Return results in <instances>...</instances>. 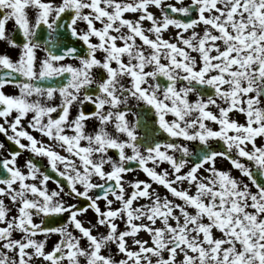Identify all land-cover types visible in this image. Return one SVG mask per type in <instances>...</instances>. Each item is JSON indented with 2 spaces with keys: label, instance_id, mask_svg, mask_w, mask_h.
<instances>
[{
  "label": "snow or ice",
  "instance_id": "6c2138e0",
  "mask_svg": "<svg viewBox=\"0 0 264 264\" xmlns=\"http://www.w3.org/2000/svg\"><path fill=\"white\" fill-rule=\"evenodd\" d=\"M0 43V264H264V0H0Z\"/></svg>",
  "mask_w": 264,
  "mask_h": 264
},
{
  "label": "flooded vegetation",
  "instance_id": "af4514ba",
  "mask_svg": "<svg viewBox=\"0 0 264 264\" xmlns=\"http://www.w3.org/2000/svg\"><path fill=\"white\" fill-rule=\"evenodd\" d=\"M9 29L12 28V25L9 24ZM0 51H8L10 55H13L15 56L16 54V50L14 49H11L10 47L8 46H5L4 44L0 43ZM7 91L9 92H14L16 91L15 89L9 87L7 89ZM86 107H91L90 105L86 106ZM25 124H26V121H25ZM91 127V125L89 126ZM34 135H37L38 138L39 137V134L38 133H34ZM46 140V138H44ZM0 142H3L5 144V149L3 150H0V155H3V156H7V150L10 148L12 150H18V151H21V156L18 158V161H19V164L20 165H23L25 160L29 159V158H32L33 154H31L30 152L26 151V150H20L18 148V146H16L13 142L11 141H8L7 138L3 135V134H0ZM26 142V141H24ZM114 154V153H112ZM42 166L46 163V160L45 158H40V157H37L35 158ZM50 170V168L48 169Z\"/></svg>",
  "mask_w": 264,
  "mask_h": 264
},
{
  "label": "rangeland",
  "instance_id": "374dc122",
  "mask_svg": "<svg viewBox=\"0 0 264 264\" xmlns=\"http://www.w3.org/2000/svg\"><path fill=\"white\" fill-rule=\"evenodd\" d=\"M169 2L175 3V0H169ZM189 2H190V0H184V3H189ZM152 10L153 11H157L156 9H152ZM173 32H174V30H173ZM165 35L166 36H170V35H172V32L166 33ZM241 119H242V117H241ZM218 166L222 167L225 170L231 168L230 163L228 161H226V160L219 161V165ZM233 174L236 175L237 177H240V173L238 172V170H233ZM137 175L139 176V178H142V179L145 178L143 172H133V174H129V178H135ZM243 179L246 180L247 178L245 177ZM49 187L52 188V187H55V185L50 182L49 183ZM160 191L164 192L165 190L163 188H160ZM66 199H67V197H66ZM101 204H103V202H101ZM93 216H94V214L90 212L88 217H87V219H92ZM101 231H103V229H101ZM57 239H58L57 236H55V235L51 236L49 241H48V243H47V247L50 249Z\"/></svg>",
  "mask_w": 264,
  "mask_h": 264
},
{
  "label": "bare ground",
  "instance_id": "6f19581e",
  "mask_svg": "<svg viewBox=\"0 0 264 264\" xmlns=\"http://www.w3.org/2000/svg\"><path fill=\"white\" fill-rule=\"evenodd\" d=\"M140 236L147 238V235L145 233H140Z\"/></svg>",
  "mask_w": 264,
  "mask_h": 264
}]
</instances>
